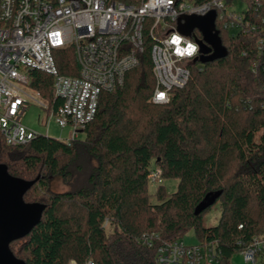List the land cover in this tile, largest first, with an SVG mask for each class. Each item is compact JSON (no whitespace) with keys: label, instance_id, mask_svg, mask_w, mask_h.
<instances>
[{"label":"trees","instance_id":"1","mask_svg":"<svg viewBox=\"0 0 264 264\" xmlns=\"http://www.w3.org/2000/svg\"><path fill=\"white\" fill-rule=\"evenodd\" d=\"M240 1L257 29L233 33L216 19L226 55L190 65L187 83L170 90L168 103L151 102L153 41L145 27L137 65L121 86L101 92L82 138L64 143L37 134L8 146L0 135V164L13 177L35 180L23 200L45 206L38 225L10 244L16 258L25 264H156L157 244L192 231L196 244H217L218 264H231L253 238H264V52L256 49L264 0ZM55 60L60 74H75L71 54L57 52ZM30 78V86L51 99V77L33 71ZM156 168L162 181L176 182L173 192L163 184L149 190ZM53 177L67 189L51 191ZM214 205L219 219L206 227L203 217ZM147 233L159 237L150 247L143 243ZM15 243L21 244L16 252ZM257 259L264 263V248Z\"/></svg>","mask_w":264,"mask_h":264},{"label":"built area","instance_id":"2","mask_svg":"<svg viewBox=\"0 0 264 264\" xmlns=\"http://www.w3.org/2000/svg\"><path fill=\"white\" fill-rule=\"evenodd\" d=\"M238 1L243 6L239 12L234 8L236 0L200 4L189 0H0V135L4 143L18 146L36 137L22 124L29 105L45 111V127L54 121L68 129L67 138L61 141L79 139L94 118L101 92L121 86L125 72L137 65L145 27L153 41L151 102L168 103L170 90L187 83L201 40L196 29L187 36L180 34L178 19L213 11L215 22L218 19L233 33L255 31L256 25L246 19L247 4ZM259 26L263 36L257 39L256 49L261 55L264 18L259 19ZM189 42L197 45L193 56L184 54ZM61 51L75 60L71 66L75 74L59 73L55 59ZM251 70L257 71L253 63ZM33 71L51 77V99L30 86ZM159 176V169H154L151 185L162 182ZM158 239L157 234L147 233L143 243L150 247ZM263 248L264 238H253L241 253L243 261L255 264L256 254ZM219 258L215 242L185 245L182 240L161 241L155 250L156 264H218Z\"/></svg>","mask_w":264,"mask_h":264},{"label":"water","instance_id":"3","mask_svg":"<svg viewBox=\"0 0 264 264\" xmlns=\"http://www.w3.org/2000/svg\"><path fill=\"white\" fill-rule=\"evenodd\" d=\"M177 22L180 34L187 36L196 29L201 35V40L197 41L199 56L194 62H211L226 55L215 29V12L211 11L204 16H182ZM34 182L11 176L6 166L0 164V264H25L13 255L9 246L28 235L41 220L45 206L23 200L24 194Z\"/></svg>","mask_w":264,"mask_h":264},{"label":"rangeland","instance_id":"4","mask_svg":"<svg viewBox=\"0 0 264 264\" xmlns=\"http://www.w3.org/2000/svg\"><path fill=\"white\" fill-rule=\"evenodd\" d=\"M242 7H243L242 4L238 0H236L234 4L235 10L239 12L242 9ZM45 115H46L45 111L42 108H39L35 105H29V107L26 109L24 116L22 117V124L36 134H41L58 140L67 138L68 129H61L54 121H50L46 127L43 125ZM79 137L82 138V135H80ZM160 184H163L165 186V190L168 193L173 192L175 190V186H176L175 181H162ZM155 188L156 185H149V190L151 192H153ZM49 189L53 192H63L65 191V189H67V186L62 182V180L59 177H53L49 182ZM33 202H29V203H33ZM219 216H220V212L218 205L212 206L203 217L204 226L210 227L216 225ZM181 240L185 245H194L197 243V240L194 237L192 231H189L187 234H185ZM20 246H21L20 243H15L12 245V249L16 252L17 250L20 249ZM231 264H246V263L243 261L241 254H236L231 258ZM255 264H264V263L258 261L257 259Z\"/></svg>","mask_w":264,"mask_h":264},{"label":"clouds","instance_id":"5","mask_svg":"<svg viewBox=\"0 0 264 264\" xmlns=\"http://www.w3.org/2000/svg\"><path fill=\"white\" fill-rule=\"evenodd\" d=\"M177 40L179 39L178 37L176 38ZM197 52V45L189 42L187 43L186 48L184 49V54L188 55V56H193L195 55Z\"/></svg>","mask_w":264,"mask_h":264}]
</instances>
